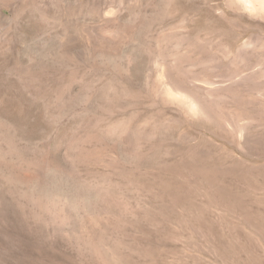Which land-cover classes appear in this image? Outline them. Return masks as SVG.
<instances>
[{"label":"rangeland","instance_id":"1","mask_svg":"<svg viewBox=\"0 0 264 264\" xmlns=\"http://www.w3.org/2000/svg\"><path fill=\"white\" fill-rule=\"evenodd\" d=\"M0 264H264V0H0Z\"/></svg>","mask_w":264,"mask_h":264}]
</instances>
